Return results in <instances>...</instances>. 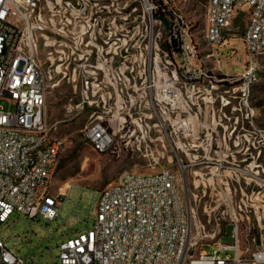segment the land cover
Listing matches in <instances>:
<instances>
[{"label":"rangeland","instance_id":"obj_1","mask_svg":"<svg viewBox=\"0 0 264 264\" xmlns=\"http://www.w3.org/2000/svg\"><path fill=\"white\" fill-rule=\"evenodd\" d=\"M94 1L102 8V107L69 112L80 100L79 87L78 94H73V87L62 81L67 66L56 61L55 67L62 71L55 73L57 86L48 93L47 120L52 133L65 141L66 150L53 171L50 192H70L67 201L59 199L62 206L52 225L40 221L29 227L25 219L18 221L14 215L11 220L16 224L0 227L4 238L13 237L8 248L19 246L20 256L29 254L39 264L51 261L68 229L74 233L91 227L88 215L95 211L100 192L115 185L125 172L171 170L184 189L177 155L187 166L189 203L197 211L207 237L204 242L213 246L222 238V244L233 245L237 223L240 249L254 250L260 237L264 238V54L257 59L259 81L251 99L255 129L235 130L232 106L224 107L222 99L233 87L227 81L248 67L250 57L242 40L247 15L237 17L226 33V43L212 49L204 40L207 0H149L171 13L169 26L154 18L157 8L149 15L143 0ZM177 16L182 17L198 49L189 72L170 49ZM39 57L48 62L49 70V59L63 56L60 48L42 45ZM163 87L171 92L170 99H163ZM0 105L7 108L6 101ZM93 112L95 117L102 114L110 134L108 121L113 116L128 122L107 153L95 152L85 139ZM202 143L213 144L210 154L199 148ZM202 171L207 172L205 185L195 176ZM227 185L232 199L218 194ZM254 208L259 209L258 215ZM204 251L211 253V247L205 246Z\"/></svg>","mask_w":264,"mask_h":264},{"label":"built area","instance_id":"obj_2","mask_svg":"<svg viewBox=\"0 0 264 264\" xmlns=\"http://www.w3.org/2000/svg\"><path fill=\"white\" fill-rule=\"evenodd\" d=\"M143 1L151 15L157 6ZM206 9L204 40L212 49L226 43V33L237 17L247 15L242 40L250 57L248 67L227 81L233 87L222 99L224 107L232 106L235 130L255 129L251 99L259 81L257 59L264 54V0H207ZM101 14L94 0H0V102H7V108L0 105V227L16 224L11 220L14 215L18 221L25 219L29 227L40 221L52 225L62 206L59 199H68L70 190L57 195L50 192L53 171L66 143L48 125L47 98L51 87L57 86L55 73L62 71L55 67L58 61L61 67L67 66L62 81L73 87L75 95L79 87L80 100L69 112L102 107ZM175 22L170 49L189 72V62L198 59V49L182 17L177 16ZM42 45L60 48L63 57L68 55L66 61L63 57L49 59L47 70L48 62L39 57ZM161 92L163 99L172 96L165 87ZM95 113L85 139L103 154L115 147L116 136L128 122L113 116L108 121L110 134L102 114L95 117ZM199 148L210 154L213 144L202 143ZM176 159L186 182L187 166L177 155ZM195 176L202 182L207 172ZM218 194L233 196L228 185ZM241 195L245 196L242 188ZM253 210L259 214L258 208ZM88 224V230L72 233L68 229L53 259L43 264H264V238L260 237L254 250L242 251L237 223L233 245L222 244V238L213 246L204 242L207 237L197 211L190 206L188 188L180 187L178 175L171 170L123 173L115 185L100 192ZM12 238H4L0 231V264H39L29 254L20 256L19 246L9 249ZM205 246L211 247V253L204 251Z\"/></svg>","mask_w":264,"mask_h":264},{"label":"trees","instance_id":"obj_3","mask_svg":"<svg viewBox=\"0 0 264 264\" xmlns=\"http://www.w3.org/2000/svg\"><path fill=\"white\" fill-rule=\"evenodd\" d=\"M171 16V13L167 11V8L161 4L157 5V9L155 10L154 18L157 20L163 21L166 26H169L168 17Z\"/></svg>","mask_w":264,"mask_h":264},{"label":"water","instance_id":"obj_4","mask_svg":"<svg viewBox=\"0 0 264 264\" xmlns=\"http://www.w3.org/2000/svg\"><path fill=\"white\" fill-rule=\"evenodd\" d=\"M173 47H174V48L177 47V41H176V40H173ZM184 189L187 190V184H186L185 181H184Z\"/></svg>","mask_w":264,"mask_h":264}]
</instances>
